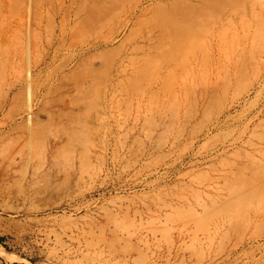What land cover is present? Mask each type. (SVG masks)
Here are the masks:
<instances>
[{"label": "rangeland", "instance_id": "obj_1", "mask_svg": "<svg viewBox=\"0 0 264 264\" xmlns=\"http://www.w3.org/2000/svg\"><path fill=\"white\" fill-rule=\"evenodd\" d=\"M263 12L0 2V264H264Z\"/></svg>", "mask_w": 264, "mask_h": 264}, {"label": "bare ground", "instance_id": "obj_2", "mask_svg": "<svg viewBox=\"0 0 264 264\" xmlns=\"http://www.w3.org/2000/svg\"><path fill=\"white\" fill-rule=\"evenodd\" d=\"M3 1H5V0H0V2H3ZM202 1H204L205 3H208V4H212L214 6H218V7L221 8V10L223 8V10H224V8L226 6H229V5L230 6L253 5V4H256L258 2H262L264 0H202ZM123 8H124V11H127L125 14L129 15L130 17H135V15L137 14V9L127 10L126 4H123ZM144 9L145 8H143L142 10H144ZM33 11L35 13V10H33ZM262 17H264V12L262 14ZM10 31H11V27L10 26H6L3 29V31H2L3 32L2 33L3 37L9 36L10 35ZM247 51L248 50H246V52ZM249 52H250V50H249ZM262 75H264V67L260 68L259 71H258V77L262 76ZM253 86H254V84H253ZM260 86H261V82L259 83L258 86L254 87L252 89H254L257 92L259 90ZM248 91H249V89H248ZM0 255L5 257V258H7V259H9V257H7L6 253L4 252V250H3V248L1 246H0Z\"/></svg>", "mask_w": 264, "mask_h": 264}]
</instances>
